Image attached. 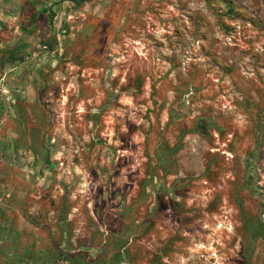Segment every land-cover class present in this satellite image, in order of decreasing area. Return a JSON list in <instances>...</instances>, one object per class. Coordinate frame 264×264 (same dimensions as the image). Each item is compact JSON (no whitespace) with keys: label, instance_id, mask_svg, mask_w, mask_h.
Returning <instances> with one entry per match:
<instances>
[{"label":"rangeland","instance_id":"rangeland-1","mask_svg":"<svg viewBox=\"0 0 264 264\" xmlns=\"http://www.w3.org/2000/svg\"><path fill=\"white\" fill-rule=\"evenodd\" d=\"M39 1L0 0V228L43 245L0 264H264V0Z\"/></svg>","mask_w":264,"mask_h":264},{"label":"crops","instance_id":"crops-1","mask_svg":"<svg viewBox=\"0 0 264 264\" xmlns=\"http://www.w3.org/2000/svg\"><path fill=\"white\" fill-rule=\"evenodd\" d=\"M14 5V4H13ZM27 4H25L26 6ZM33 10L35 11H39L40 14H45V16H49V13H60L59 16H64L65 15V9L68 8V1L65 0L63 3H59V4H54L52 2L46 1V0H41L38 3L34 4L32 6ZM63 12V13H62ZM58 15V14H57ZM58 16H55V18H57ZM42 19V18H41ZM44 22H46L47 19L49 18H43ZM42 20V23H44ZM6 229L5 233L6 234H10L13 232L12 234L15 235V239L18 245H23V251L24 253L26 251H33L34 253V246L35 245H43V240L41 237V232H40V228L37 225H34L32 223L29 222L28 218H26L24 215L21 216V218L19 219L17 225L15 228L11 227V230H7V227H1L0 228V235L1 233H3V231ZM9 241V237H7V239L5 238H1L0 240V245H2V249H4V247L7 248L6 245H10ZM29 262V261H27ZM34 264L33 259L32 261L29 262V264ZM21 264H25L24 262H22Z\"/></svg>","mask_w":264,"mask_h":264},{"label":"flooded vegetation","instance_id":"flooded-vegetation-1","mask_svg":"<svg viewBox=\"0 0 264 264\" xmlns=\"http://www.w3.org/2000/svg\"><path fill=\"white\" fill-rule=\"evenodd\" d=\"M7 118L4 120L5 122L3 123V125H4V127H6V128H8L7 127V122H8V116H6ZM3 137L5 138V140H6V138H7V132L6 131H4V134H3ZM5 145H7L8 144V142L6 141V143H4ZM5 145H4V147H3V149H2V152H1V156H2V159H3V164L5 165V166H7V164H8V152H7V146L5 147ZM3 179L7 182V180L9 179L8 178V171H7V168H6V171L4 172V174H3Z\"/></svg>","mask_w":264,"mask_h":264},{"label":"trees","instance_id":"trees-1","mask_svg":"<svg viewBox=\"0 0 264 264\" xmlns=\"http://www.w3.org/2000/svg\"><path fill=\"white\" fill-rule=\"evenodd\" d=\"M74 2H76V3H81V2H83V1H85V0H73ZM52 16H53V18L55 17V13L54 14H52ZM53 18H52V20H53Z\"/></svg>","mask_w":264,"mask_h":264}]
</instances>
